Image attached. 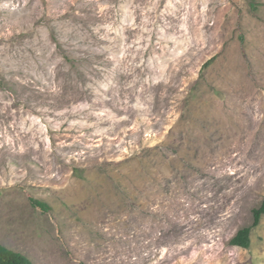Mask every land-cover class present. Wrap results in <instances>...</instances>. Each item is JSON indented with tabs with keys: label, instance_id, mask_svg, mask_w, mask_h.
Wrapping results in <instances>:
<instances>
[{
	"label": "rangeland",
	"instance_id": "rangeland-1",
	"mask_svg": "<svg viewBox=\"0 0 264 264\" xmlns=\"http://www.w3.org/2000/svg\"><path fill=\"white\" fill-rule=\"evenodd\" d=\"M263 197L264 0H0V244L264 264Z\"/></svg>",
	"mask_w": 264,
	"mask_h": 264
},
{
	"label": "trees",
	"instance_id": "trees-1",
	"mask_svg": "<svg viewBox=\"0 0 264 264\" xmlns=\"http://www.w3.org/2000/svg\"><path fill=\"white\" fill-rule=\"evenodd\" d=\"M42 204L41 202H38ZM253 223L252 226H256L261 216L264 214V197L258 207L252 210ZM250 230L251 226H246L239 229L236 234L230 239V245L247 248L250 245ZM0 264H33L25 255L16 252L12 249L0 244Z\"/></svg>",
	"mask_w": 264,
	"mask_h": 264
}]
</instances>
